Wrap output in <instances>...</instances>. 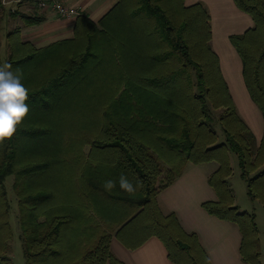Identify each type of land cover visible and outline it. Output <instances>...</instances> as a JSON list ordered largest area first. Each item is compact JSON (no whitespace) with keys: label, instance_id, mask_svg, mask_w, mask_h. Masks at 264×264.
<instances>
[{"label":"trees","instance_id":"trees-1","mask_svg":"<svg viewBox=\"0 0 264 264\" xmlns=\"http://www.w3.org/2000/svg\"><path fill=\"white\" fill-rule=\"evenodd\" d=\"M184 1L115 0L97 24L79 13L73 37L44 48L23 42L19 28L6 35L4 64L22 73L30 112L0 152V264H10L8 178L26 264H123L113 237L128 250L154 237L173 264H210L197 236L157 204L187 165L209 163L217 164L207 178L216 201L202 208L237 228L244 264H261L254 215L234 206L228 179L232 154L247 196L264 208V0H232L253 26L229 37L263 120L259 144L211 49L206 7ZM43 20L23 18L26 26ZM121 174L142 187L123 192Z\"/></svg>","mask_w":264,"mask_h":264},{"label":"crops","instance_id":"crops-1","mask_svg":"<svg viewBox=\"0 0 264 264\" xmlns=\"http://www.w3.org/2000/svg\"><path fill=\"white\" fill-rule=\"evenodd\" d=\"M14 1H19L16 8L19 12L14 15L0 5V60L1 52L8 57L6 35L16 28L20 29L21 40L35 48H44L73 37L75 18L60 19L49 13H39L34 7L36 0ZM62 1L86 15L94 24L115 4V0ZM195 3H202L209 13L211 49L218 57L222 77L238 115L253 133L256 144H259L263 136V120L247 93L241 75V61L229 42L230 36L243 34L253 26V22L235 7L232 0L184 1L185 6ZM34 16H41L44 20L26 26L23 18ZM212 172L214 166L210 164L187 165L178 178L158 192L159 208L163 214H173L183 231L197 236L210 264H244L239 254L241 238L237 228L210 216L202 208L203 203L216 201L215 193L207 183ZM110 249L123 264H173L161 242L154 237L133 250L124 248L113 237Z\"/></svg>","mask_w":264,"mask_h":264},{"label":"rangeland","instance_id":"rangeland-1","mask_svg":"<svg viewBox=\"0 0 264 264\" xmlns=\"http://www.w3.org/2000/svg\"><path fill=\"white\" fill-rule=\"evenodd\" d=\"M37 1L38 0H36L35 3H37ZM18 4L19 1L0 0V5L7 8L10 15H14L19 12L16 9ZM34 7H36V4H34ZM6 59L7 57H5L4 52H1V60H0L1 63L4 64ZM219 115H220V111L215 112L216 119H218ZM213 129L217 135L218 138L217 141L222 142L224 138L219 125L214 124ZM84 150H88V148H85ZM229 163L232 173L228 179V186L232 192L233 204L235 207H237L240 213H247L254 215L255 225L258 232V241L260 245L259 261L261 264H264V208L261 205V203H259L258 201H253L249 199V197L247 196L246 183L240 177L239 169L237 166V159L232 154L229 155ZM209 164L214 166V171L217 169L216 163H209ZM165 171H166V167L163 166L161 175L158 178V183L156 184L157 187H160L161 183L165 181ZM5 189H6V198L9 204L8 223L11 232V239L7 243L6 255L10 261V264H26L22 251V240L20 238L19 228H18V209H17V201L12 191V178H8V180L5 182ZM159 210L162 215L166 216V214L162 213L160 208Z\"/></svg>","mask_w":264,"mask_h":264},{"label":"clouds","instance_id":"clouds-1","mask_svg":"<svg viewBox=\"0 0 264 264\" xmlns=\"http://www.w3.org/2000/svg\"><path fill=\"white\" fill-rule=\"evenodd\" d=\"M22 73L12 70V65L5 63L0 66V152L6 142H10L17 134L19 127L30 112L26 101L29 98V89L22 83ZM106 191L111 192L116 187V181L108 180L103 185ZM120 189L133 194L142 184L133 185L128 178L121 174L119 177Z\"/></svg>","mask_w":264,"mask_h":264},{"label":"built area","instance_id":"built-area-1","mask_svg":"<svg viewBox=\"0 0 264 264\" xmlns=\"http://www.w3.org/2000/svg\"><path fill=\"white\" fill-rule=\"evenodd\" d=\"M36 7L41 13H49L60 19H74L79 11L67 6L62 0H38Z\"/></svg>","mask_w":264,"mask_h":264}]
</instances>
